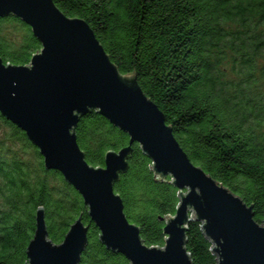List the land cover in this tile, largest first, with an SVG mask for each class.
<instances>
[{
	"label": "trees",
	"instance_id": "obj_1",
	"mask_svg": "<svg viewBox=\"0 0 264 264\" xmlns=\"http://www.w3.org/2000/svg\"><path fill=\"white\" fill-rule=\"evenodd\" d=\"M69 17L83 18L120 73L133 72L162 111L188 158L252 205L264 219V0H53ZM40 43L20 18L0 17V57L27 64ZM2 125L5 126L2 127ZM0 264H25V250L42 206L49 238L62 241L81 215L89 224L79 264H128L107 249L80 194L62 175L42 167L38 149L0 114ZM86 161L103 166V153L128 135L92 110L75 127ZM30 152V159L22 154ZM151 160L133 143L128 168L113 184L128 220L146 245L164 244L159 215H173L176 187L152 176ZM169 177H166L167 179ZM54 182V183H53ZM192 220L186 250L192 264L216 262Z\"/></svg>",
	"mask_w": 264,
	"mask_h": 264
},
{
	"label": "water",
	"instance_id": "obj_2",
	"mask_svg": "<svg viewBox=\"0 0 264 264\" xmlns=\"http://www.w3.org/2000/svg\"><path fill=\"white\" fill-rule=\"evenodd\" d=\"M9 15L27 24L40 46L27 64L0 57V114L38 149L42 167L58 171L80 194L107 249L128 264H192L186 229L195 220L216 258L213 264H264V219L255 221L251 204L188 158L133 72L120 73L83 18L67 16L53 0H0V17ZM92 110L128 135L126 145L103 153V166L89 164L76 140L80 117ZM135 142L151 160L152 176L176 187L174 214L159 215L162 246L143 242L113 188ZM88 229L78 215L55 243L37 206L25 264H79Z\"/></svg>",
	"mask_w": 264,
	"mask_h": 264
},
{
	"label": "rangeland",
	"instance_id": "obj_3",
	"mask_svg": "<svg viewBox=\"0 0 264 264\" xmlns=\"http://www.w3.org/2000/svg\"><path fill=\"white\" fill-rule=\"evenodd\" d=\"M1 127V126H0ZM2 127H4L5 128V126L4 125H2ZM3 128V129H4ZM2 128L0 129V132L3 130ZM22 157H23V159H30L31 158V153L30 152H26V153H24V154H22ZM54 183V182H53Z\"/></svg>",
	"mask_w": 264,
	"mask_h": 264
}]
</instances>
